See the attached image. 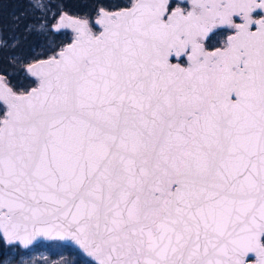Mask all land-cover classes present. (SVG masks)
I'll use <instances>...</instances> for the list:
<instances>
[{"label": "snow or ice", "instance_id": "obj_1", "mask_svg": "<svg viewBox=\"0 0 264 264\" xmlns=\"http://www.w3.org/2000/svg\"><path fill=\"white\" fill-rule=\"evenodd\" d=\"M25 5L0 24V264L41 240L264 264V0Z\"/></svg>", "mask_w": 264, "mask_h": 264}, {"label": "trees", "instance_id": "obj_2", "mask_svg": "<svg viewBox=\"0 0 264 264\" xmlns=\"http://www.w3.org/2000/svg\"><path fill=\"white\" fill-rule=\"evenodd\" d=\"M105 4L107 3H123L124 0H103ZM66 4L65 11H67L71 15L82 14L84 12H92L93 8L96 4V0H64ZM25 0H0V24H2L5 28H8L11 24V18L13 13H19L22 9L25 8ZM43 243L42 241L39 242ZM34 245L35 247H39L40 244ZM47 245L53 246V244L57 245L64 253L62 255V259L56 261L55 264H63V261L68 260L77 264H86V261L89 259L79 252L77 248L74 246H66L63 243H54L51 241L46 242ZM31 249L23 250L28 253ZM0 251H4V249H0ZM58 258H53L55 261ZM89 264L92 262L89 261Z\"/></svg>", "mask_w": 264, "mask_h": 264}, {"label": "rangeland", "instance_id": "obj_3", "mask_svg": "<svg viewBox=\"0 0 264 264\" xmlns=\"http://www.w3.org/2000/svg\"><path fill=\"white\" fill-rule=\"evenodd\" d=\"M42 242L41 244L39 243V247H35L34 245L30 246L31 250L25 256V259L30 261V264H55L57 260L62 259L64 253L57 245L53 244V246H51L46 244L48 241ZM54 257L58 259L53 261L52 259ZM73 264L77 263L74 261Z\"/></svg>", "mask_w": 264, "mask_h": 264}, {"label": "water", "instance_id": "obj_4", "mask_svg": "<svg viewBox=\"0 0 264 264\" xmlns=\"http://www.w3.org/2000/svg\"><path fill=\"white\" fill-rule=\"evenodd\" d=\"M41 241H46V240H41ZM40 241L38 242H35L34 245H36L37 243H39ZM33 246V245H32ZM75 247V246H74ZM76 248V247H75ZM78 249V248H77ZM90 259V258H89Z\"/></svg>", "mask_w": 264, "mask_h": 264}]
</instances>
